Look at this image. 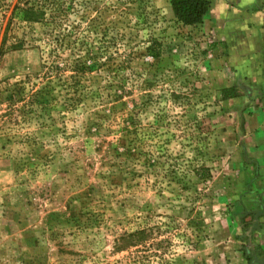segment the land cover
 Wrapping results in <instances>:
<instances>
[{"label": "rangeland", "instance_id": "obj_1", "mask_svg": "<svg viewBox=\"0 0 264 264\" xmlns=\"http://www.w3.org/2000/svg\"><path fill=\"white\" fill-rule=\"evenodd\" d=\"M61 3L53 32L0 5V264H264L213 32L170 0Z\"/></svg>", "mask_w": 264, "mask_h": 264}, {"label": "crops", "instance_id": "obj_2", "mask_svg": "<svg viewBox=\"0 0 264 264\" xmlns=\"http://www.w3.org/2000/svg\"><path fill=\"white\" fill-rule=\"evenodd\" d=\"M209 1L199 27L213 32L217 52L212 76L222 82L220 102L231 107L232 122L241 128L245 144L240 165L247 182L235 202L237 231L241 233L242 218H254V238L261 239L264 257V0ZM225 88L239 96L222 99Z\"/></svg>", "mask_w": 264, "mask_h": 264}, {"label": "trees", "instance_id": "obj_3", "mask_svg": "<svg viewBox=\"0 0 264 264\" xmlns=\"http://www.w3.org/2000/svg\"><path fill=\"white\" fill-rule=\"evenodd\" d=\"M11 2L12 0H0V5L7 4L4 5L3 13L5 15L8 13L9 21L19 16L23 21L29 23H47L51 32L58 27L59 16L67 15V12L62 10L61 0H16L13 4ZM170 4L177 20L186 25L202 23L210 8L209 0H170ZM23 46L24 42L21 40L18 43H13L10 47L20 49ZM90 53L91 51H87L80 57H89ZM233 90V88H225L222 99L239 96Z\"/></svg>", "mask_w": 264, "mask_h": 264}]
</instances>
